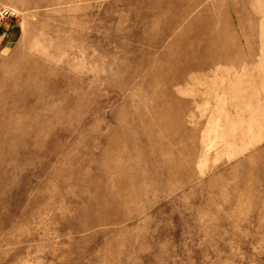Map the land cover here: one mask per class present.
Segmentation results:
<instances>
[{
  "label": "rangeland",
  "instance_id": "obj_1",
  "mask_svg": "<svg viewBox=\"0 0 264 264\" xmlns=\"http://www.w3.org/2000/svg\"><path fill=\"white\" fill-rule=\"evenodd\" d=\"M0 264H264V0H0Z\"/></svg>",
  "mask_w": 264,
  "mask_h": 264
},
{
  "label": "built area",
  "instance_id": "obj_2",
  "mask_svg": "<svg viewBox=\"0 0 264 264\" xmlns=\"http://www.w3.org/2000/svg\"><path fill=\"white\" fill-rule=\"evenodd\" d=\"M2 15H4V16H7V15H12V13H11V11H9V10H4L3 12H2Z\"/></svg>",
  "mask_w": 264,
  "mask_h": 264
}]
</instances>
